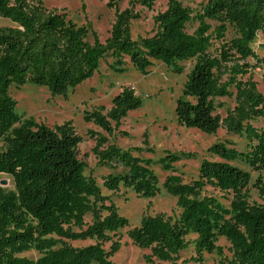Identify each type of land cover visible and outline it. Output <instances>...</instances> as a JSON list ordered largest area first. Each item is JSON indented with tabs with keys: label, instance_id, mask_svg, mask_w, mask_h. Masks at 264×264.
Wrapping results in <instances>:
<instances>
[{
	"label": "trees",
	"instance_id": "16d2710c",
	"mask_svg": "<svg viewBox=\"0 0 264 264\" xmlns=\"http://www.w3.org/2000/svg\"><path fill=\"white\" fill-rule=\"evenodd\" d=\"M137 1L151 9L155 0ZM107 6L115 8V18L102 41L91 21L77 24L64 9H50L42 0H0V16L12 22L0 25V174L12 179V188L0 185V264H116L112 256L121 242L113 235L128 220L112 200L105 201L108 197L96 180L85 175L86 163L78 157L82 137L71 123L49 126L24 118L10 90L29 82L65 95L90 78L106 58L113 59L108 67L117 72L125 70L127 58L143 75L150 73L154 61L182 72L179 62L195 58L176 99L177 122L214 134L223 121L228 133L245 139L244 150L230 139L213 142L207 152L215 158L202 159L197 178L189 183L179 174L167 175L162 186L176 196L180 212L176 218L164 212L144 215L127 230L132 243L149 248L144 257L158 262H175L179 251L192 243L194 254L183 260L203 264L204 252L215 251V264H264V93L247 60L251 57L264 66V57L251 46L258 32H264V0H206L198 10L168 0L153 16L151 34L135 39L129 26L137 14L119 11L114 0ZM194 22L196 28L187 32ZM228 26L236 33L229 40ZM230 87L236 104L222 119L216 110L224 102L218 99L232 96ZM141 103L134 88L123 87L106 114L85 112V118L107 135L91 128L86 133L94 140L97 165L112 171L102 177L105 189L123 186L151 197L159 191L152 164L173 171L175 162L195 153L166 151L154 160L139 155L154 152L146 140L143 146L127 149L110 142L108 135ZM259 118L263 124L254 125ZM118 134L129 135L125 130ZM251 172L257 173L252 183ZM207 187L223 195L206 193ZM250 187L260 201L249 200ZM89 210L92 221L86 222ZM219 236L229 242L230 256L217 243ZM64 237L95 241L73 247ZM105 241H110L107 249ZM29 249L39 255L21 254Z\"/></svg>",
	"mask_w": 264,
	"mask_h": 264
},
{
	"label": "rangeland",
	"instance_id": "374dc122",
	"mask_svg": "<svg viewBox=\"0 0 264 264\" xmlns=\"http://www.w3.org/2000/svg\"><path fill=\"white\" fill-rule=\"evenodd\" d=\"M46 7L64 9L77 24H84L91 21L93 28L97 31L100 39L103 41L110 33L111 26L114 22V9L109 8L107 3L110 0H42ZM168 0H155L151 9L141 5L137 0H114L119 11L127 9L135 12L136 17L130 20V35L133 39L137 36H145L151 34L153 29V16L158 11L166 8ZM184 5L195 10L206 2V0H180ZM213 26L214 21H209ZM0 25H12L8 18L0 16ZM197 23H191L186 27L187 32H192ZM236 35L235 30L227 27L225 38L229 40ZM91 40L92 37L89 36ZM217 46V44L215 45ZM254 51L259 57H264V32H258L254 41L251 43ZM210 53H215L214 48L209 49ZM248 62L252 65L253 79L257 82V88L264 93V66L256 64L253 58H248ZM113 59L106 58L102 60L98 69L90 77L82 81L63 94H53L46 86L36 85L33 83H24L19 87H11V94L17 100L16 111L24 118L32 117L37 121H43L49 126H62L71 123L77 134L82 137V141L78 144V157L85 161V175L96 180L100 186L101 192L107 195L108 200H112L120 214L124 215L128 223L117 230L113 238H119L121 244L117 251L113 254L112 259L116 264H196L191 260H183L194 254L193 244L190 243L186 248L181 249L178 253V259L175 262L171 260L158 262L156 259L150 260L144 257V253L150 251L149 248H143L132 243L127 234V230L138 225L142 217L146 214H155L164 212L176 218L181 208L177 204L175 195L166 192L162 183L169 174L181 175L184 183H189L198 175V169L202 159H213L214 156L207 152V148L215 141H223L225 139L232 140L236 147L240 150L245 149V139L235 134L227 132L224 122L214 134L202 132L197 128L185 127L177 122L175 114L176 99L180 95L183 85L187 79V73L192 68L195 58L179 62L183 67L182 72H173L160 61H154L153 65L148 69L149 74H141L126 58V66L123 72H117L108 67ZM227 75L223 76V80ZM132 87L141 97V106L127 113L122 120L119 128L108 135L109 141L114 142L122 148L131 146H143L144 140L154 149L153 153H139L141 157H150L154 160L165 155L166 151L170 152H193L194 157L183 158L174 163V170H163L157 163L152 164V169L158 177L159 191L151 197H145L137 194L131 188L120 186L118 190H107L102 186V177L109 172L110 169L97 165V156L93 152L94 140L90 139L86 133L91 128L105 135L107 133L96 126L92 121L85 118L86 111L99 110L102 114H106L112 105V98L123 88ZM232 96L219 98L224 102V106L218 108L216 112L224 119L230 110L236 104L235 90L230 87ZM256 126H261L263 120L259 118L253 122ZM119 130H125L128 136L122 137L118 134ZM1 144V142H0ZM240 167L249 170V168L238 161L234 162ZM257 176L256 172H251V183ZM6 179V184H0L6 189L12 188V179L6 174H0V181ZM206 193H213L222 196L223 192L207 187ZM249 200H258V192L250 187ZM227 202V201H225ZM93 212L91 210L85 212L84 220L92 221ZM79 228L74 226L73 230ZM194 234H189L188 238H192ZM67 243L73 247H79L87 243L94 242L92 237L86 238H70L64 237ZM217 243L224 246V253L228 256L231 251L227 249L229 242L219 236ZM110 241L103 242V246L109 248ZM29 257L35 258L39 252L29 249L21 253ZM219 259L217 252H204L203 264H215Z\"/></svg>",
	"mask_w": 264,
	"mask_h": 264
},
{
	"label": "water",
	"instance_id": "95a60500",
	"mask_svg": "<svg viewBox=\"0 0 264 264\" xmlns=\"http://www.w3.org/2000/svg\"><path fill=\"white\" fill-rule=\"evenodd\" d=\"M7 183V180L6 179H2L1 181H0V184H6Z\"/></svg>",
	"mask_w": 264,
	"mask_h": 264
}]
</instances>
